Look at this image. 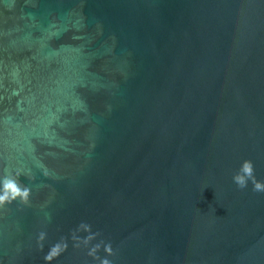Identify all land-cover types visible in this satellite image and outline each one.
Instances as JSON below:
<instances>
[{
  "label": "water",
  "instance_id": "obj_1",
  "mask_svg": "<svg viewBox=\"0 0 264 264\" xmlns=\"http://www.w3.org/2000/svg\"><path fill=\"white\" fill-rule=\"evenodd\" d=\"M245 160L264 181V0H0V180L31 190L0 264H96L81 222L113 264H264Z\"/></svg>",
  "mask_w": 264,
  "mask_h": 264
},
{
  "label": "clouds",
  "instance_id": "obj_2",
  "mask_svg": "<svg viewBox=\"0 0 264 264\" xmlns=\"http://www.w3.org/2000/svg\"><path fill=\"white\" fill-rule=\"evenodd\" d=\"M20 174L17 173L15 176H5L0 180V208L14 203L19 200L22 204H28L31 190L19 183ZM233 182L236 186L243 190L247 188L248 183L251 182L253 185V191L257 193H264V181H258L254 174V165L251 160H245L242 162L239 170L232 177ZM86 233L87 235L81 238L78 233ZM46 232L41 231L38 234L37 244L41 250H43V242L46 240ZM101 236L100 232H92L91 225L81 222L78 227L72 231L71 240L73 247L76 249L84 248L87 249V256L91 257L96 264H113L109 257L115 255L110 242H105L103 239H99ZM68 242L67 239L62 237L60 241L53 244L47 254L44 256L45 264H51L53 259L58 258L64 252L67 251ZM103 250L105 253L104 257L99 255L100 251Z\"/></svg>",
  "mask_w": 264,
  "mask_h": 264
}]
</instances>
